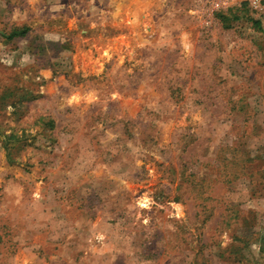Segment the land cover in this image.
Here are the masks:
<instances>
[{"label":"rangeland","instance_id":"1","mask_svg":"<svg viewBox=\"0 0 264 264\" xmlns=\"http://www.w3.org/2000/svg\"><path fill=\"white\" fill-rule=\"evenodd\" d=\"M263 248L264 0H0V264Z\"/></svg>","mask_w":264,"mask_h":264},{"label":"trees","instance_id":"2","mask_svg":"<svg viewBox=\"0 0 264 264\" xmlns=\"http://www.w3.org/2000/svg\"><path fill=\"white\" fill-rule=\"evenodd\" d=\"M25 33V29H18V30H14L12 31L8 36H6L7 39L16 37V35H21ZM264 251V248H263Z\"/></svg>","mask_w":264,"mask_h":264},{"label":"built area","instance_id":"3","mask_svg":"<svg viewBox=\"0 0 264 264\" xmlns=\"http://www.w3.org/2000/svg\"><path fill=\"white\" fill-rule=\"evenodd\" d=\"M259 1H260V0H253V2H254L255 4H257Z\"/></svg>","mask_w":264,"mask_h":264}]
</instances>
